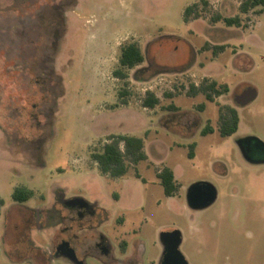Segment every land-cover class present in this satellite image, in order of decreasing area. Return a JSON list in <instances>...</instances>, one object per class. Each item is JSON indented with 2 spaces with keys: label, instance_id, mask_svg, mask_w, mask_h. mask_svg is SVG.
I'll return each mask as SVG.
<instances>
[{
  "label": "rangeland",
  "instance_id": "374dc122",
  "mask_svg": "<svg viewBox=\"0 0 264 264\" xmlns=\"http://www.w3.org/2000/svg\"><path fill=\"white\" fill-rule=\"evenodd\" d=\"M241 1L0 0V264H35L19 254L51 247L55 228L39 227L35 209L65 215L62 200L74 196L108 207L111 223L124 217L121 230L142 242L145 264L159 254L162 232L174 229L188 264H264V165L244 162L219 134L227 93L209 100L189 92L205 80L250 82L259 98L243 122L264 139V7L243 13ZM196 2L199 16L185 21ZM218 13L239 15L241 25L213 21ZM130 40L144 60L125 84L113 70ZM240 49L252 59L236 77L231 63ZM147 90L159 98L154 107L142 103ZM208 125L213 130L202 133ZM111 134L143 138L146 154L117 178L91 158ZM164 166L179 185L173 196L157 175ZM195 182L213 184L217 194L200 209L187 199ZM18 186L31 188V198L15 202ZM115 191L126 206L113 201Z\"/></svg>",
  "mask_w": 264,
  "mask_h": 264
},
{
  "label": "flooded vegetation",
  "instance_id": "af4514ba",
  "mask_svg": "<svg viewBox=\"0 0 264 264\" xmlns=\"http://www.w3.org/2000/svg\"><path fill=\"white\" fill-rule=\"evenodd\" d=\"M241 48L243 47L241 46ZM251 59L252 56L247 50L240 49L233 52L231 63L233 74L244 73L246 71L244 61ZM250 88H255L256 92L250 100H247L246 93ZM224 93L228 94L229 101L224 106H219L218 131L223 115L231 120H236V128L227 135L233 145V154H239L241 159L250 166H263L264 139L257 134L247 132L243 122L246 116L255 114V110H247V107L259 98L257 88L248 81L238 79L232 87L227 86V91ZM231 127H233L232 122ZM103 175L112 178L120 177ZM115 192L113 201L118 206H126L125 195L118 191ZM127 193H129L128 190ZM62 205L68 210L65 215L59 211H55V213L46 212L41 215L35 209V222L39 227L43 225H54L55 227L51 234L52 245L45 249L33 248L30 245L25 253L19 254L21 259L27 257L35 264H51L58 258H63L67 264H145L146 249L142 242L130 238L132 232L121 230L125 223L124 217H118L111 223L108 207L81 196L64 199ZM109 228L111 229L109 230ZM110 231H112L113 237L109 236L111 235ZM160 237V252L156 259L150 260L148 264H180L175 257L171 261L165 262L167 241L162 236Z\"/></svg>",
  "mask_w": 264,
  "mask_h": 264
},
{
  "label": "trees",
  "instance_id": "16d2710c",
  "mask_svg": "<svg viewBox=\"0 0 264 264\" xmlns=\"http://www.w3.org/2000/svg\"><path fill=\"white\" fill-rule=\"evenodd\" d=\"M198 2L193 3L185 8L184 19L188 20L189 16L193 13L196 17L199 16L198 13ZM264 7V0H242L240 3V11L243 13L248 12L250 9L255 7ZM213 21H222L227 26H240L241 18L239 15L235 16H223L221 14H216L213 17ZM216 50H223L224 45L215 46ZM216 52V51H215ZM144 60V55L138 42L130 40L121 44L120 52L118 57V65L113 70V74L116 78L121 79L126 82L128 78V71ZM205 80L199 86L191 85L189 92L191 94L198 91L204 93L205 97L209 100H213L214 95H219L227 91L226 84H219L214 81ZM129 91L126 87H123L119 91L120 103H127V96ZM171 96V94H167ZM144 106L154 107L159 103V98L151 90H147L142 101ZM203 107V105H200ZM168 108L177 109L174 104H169ZM231 122L233 127H231ZM236 128V120H231L226 115L222 116L221 126L219 128V133L222 136H227L231 134ZM213 129L210 125L206 126L202 133L211 132ZM107 141L103 143L100 149H97L91 153V158L94 160L100 172L102 174H108L113 177L121 176L126 174L128 169L135 165L142 159L146 158L144 152V140L143 138L131 134H111L106 138ZM192 155V153H190ZM160 184L162 185L163 192L166 196H173L178 191L179 185L176 182L174 171L164 166L160 168L157 172ZM33 195V190L29 187L18 186L12 192V198L14 201L25 202ZM3 205V199L0 198V209Z\"/></svg>",
  "mask_w": 264,
  "mask_h": 264
},
{
  "label": "water",
  "instance_id": "95a60500",
  "mask_svg": "<svg viewBox=\"0 0 264 264\" xmlns=\"http://www.w3.org/2000/svg\"><path fill=\"white\" fill-rule=\"evenodd\" d=\"M255 92V88H250L246 93L247 100H250L255 95ZM216 195V189L213 184L209 182H195L188 190V204L194 209H200L211 204L216 199ZM161 236L167 241L165 262L167 263L175 257L179 260L180 264H187V261L178 249L180 241L179 230L164 231Z\"/></svg>",
  "mask_w": 264,
  "mask_h": 264
},
{
  "label": "crops",
  "instance_id": "0c3cea01",
  "mask_svg": "<svg viewBox=\"0 0 264 264\" xmlns=\"http://www.w3.org/2000/svg\"><path fill=\"white\" fill-rule=\"evenodd\" d=\"M174 176H175V173H174Z\"/></svg>",
  "mask_w": 264,
  "mask_h": 264
}]
</instances>
